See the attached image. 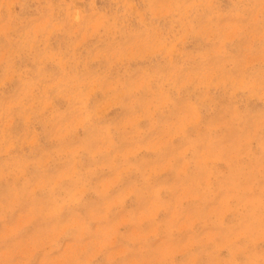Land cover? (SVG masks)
<instances>
[{
    "label": "rangeland",
    "instance_id": "obj_1",
    "mask_svg": "<svg viewBox=\"0 0 264 264\" xmlns=\"http://www.w3.org/2000/svg\"><path fill=\"white\" fill-rule=\"evenodd\" d=\"M0 264H264V0H0Z\"/></svg>",
    "mask_w": 264,
    "mask_h": 264
}]
</instances>
